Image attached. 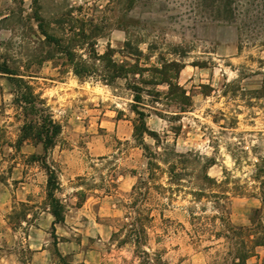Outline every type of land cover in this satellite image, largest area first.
Masks as SVG:
<instances>
[{
    "label": "rangeland",
    "instance_id": "374dc122",
    "mask_svg": "<svg viewBox=\"0 0 264 264\" xmlns=\"http://www.w3.org/2000/svg\"><path fill=\"white\" fill-rule=\"evenodd\" d=\"M41 1L46 12L74 7L81 10L75 17L95 19L106 27L95 51L144 72L105 81L99 75L109 56L96 62L101 74L80 80L64 56L45 60L33 0H0V21L13 12L31 20L27 44L0 25L1 54L2 43L12 41L8 53L22 66L26 55L43 57L26 75L62 126L46 163L57 173L56 198L66 210L56 246L47 172L32 159L44 151L17 149L22 122L14 88L0 76V264H230L233 244L216 236L225 230L221 218L236 228L262 226L264 17L244 26L241 14L227 25L215 6L198 0ZM79 53L90 61L87 45ZM172 62L177 69L165 66ZM130 84L143 89L138 111L155 133L144 137L160 156L154 177L135 136ZM248 264H264V247Z\"/></svg>",
    "mask_w": 264,
    "mask_h": 264
},
{
    "label": "trees",
    "instance_id": "16d2710c",
    "mask_svg": "<svg viewBox=\"0 0 264 264\" xmlns=\"http://www.w3.org/2000/svg\"><path fill=\"white\" fill-rule=\"evenodd\" d=\"M201 4L210 2L212 6L217 8V19L221 23L233 25L237 22L239 15L243 16L244 26L249 24H257L264 17V0H198ZM242 5V6H241ZM242 7L243 11H240ZM34 15L31 20L37 23L38 30L44 37V45L49 49L45 60L52 61L55 59L54 54L64 56L73 74L80 80L94 77L101 74L103 71L97 68L96 62H105L106 58L110 56V60L104 69L105 74L99 75L105 81L114 82L117 79L126 78L129 75H139L144 72L136 66L126 69L119 66L112 60L110 51L104 55H99L95 51V40L105 33L106 27H101L96 24L95 19H88L87 21L75 17V14L81 12L80 9L70 8L63 10L59 6H55L53 11L46 12L41 0H33ZM29 19H24L22 13H12L0 21V25L7 24L12 32L20 35L22 42L26 41L27 33L30 30ZM23 44H27L24 42ZM4 45L6 54H1L0 47V76L6 77L14 88L13 104L17 109V119L22 122L20 135L17 140V149H20L25 144H32L34 146H42L44 155L42 157L32 156L34 161H40L47 172L48 181V206L49 212L53 217L52 223L54 244L57 246L58 237L56 235V226L65 223V207L56 198V193L61 190V183L55 170H53L46 163V156L54 147L56 140L62 134V126L55 119L51 108L42 95L37 93L35 87L31 84L28 78H33L32 75H26L33 64H39L43 59L41 55L33 56L26 55L25 65H21L23 60L12 57L8 52L13 49L12 41L2 43ZM87 45L90 50V61L84 59V56L79 53L83 46ZM129 42L126 48H129ZM8 53V54H7ZM133 55L132 53H130ZM141 54V53H140ZM139 54V55H140ZM136 55V56H139ZM40 65V64H39ZM166 67L178 68L177 63L172 62ZM165 67V68H166ZM152 72L160 73L159 69H152ZM126 76V77H125ZM170 91L174 90L172 82H167ZM129 88L134 93V111L139 115V123L135 126V136L140 141L143 149L147 153L149 160V170L151 177L155 176V171L159 169L157 161L160 156L152 153L149 147L144 142L145 135L155 138V133L149 131L146 125V114L138 111V107L143 104L142 93L143 89L138 84H130ZM164 161L170 162V154ZM169 160V161H168ZM175 165H173V168ZM172 177L178 178L175 171ZM263 179V181H262ZM179 180V178H178ZM203 182L210 183L211 179L207 174L203 177ZM258 181L261 183L262 190V210L258 212L261 224L254 227H234L226 218H221L225 226L224 233L216 234L217 237H224L233 244V249H230L227 256L230 259V264H248L250 258L255 254L258 247H264V168L259 170ZM204 191L195 193V195H203ZM21 218V214L15 213L10 216V219L15 222ZM135 246L139 243L138 239H133ZM124 243L126 241H123ZM144 256L149 259V254L144 252ZM228 262V259H225ZM224 262V263H225Z\"/></svg>",
    "mask_w": 264,
    "mask_h": 264
}]
</instances>
